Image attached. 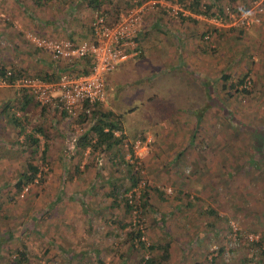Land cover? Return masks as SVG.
I'll use <instances>...</instances> for the list:
<instances>
[{
	"label": "rangeland",
	"instance_id": "obj_1",
	"mask_svg": "<svg viewBox=\"0 0 264 264\" xmlns=\"http://www.w3.org/2000/svg\"><path fill=\"white\" fill-rule=\"evenodd\" d=\"M100 1L95 9L89 0H0V69L42 79L70 72L31 38L86 42L97 12L115 23L132 0ZM165 1L170 7L156 6L143 19L149 50L104 76L101 109L118 118L123 147L81 149L91 116L69 117L33 99L22 109L18 92L0 83V264H17L23 246L28 264H145L150 257L155 264H264V159L254 144L264 155L255 135L264 131V13L259 24L232 25ZM199 1L215 16L217 7L237 17L264 10V0ZM179 33L191 37L176 54L153 50L173 49ZM32 134L37 145L27 139ZM146 137L147 151L134 153ZM122 161L140 171L143 187L161 191L151 192V206L131 199ZM26 162L39 173L18 189ZM137 232L145 249L133 239ZM163 242L171 246L165 262L147 249Z\"/></svg>",
	"mask_w": 264,
	"mask_h": 264
},
{
	"label": "built area",
	"instance_id": "obj_2",
	"mask_svg": "<svg viewBox=\"0 0 264 264\" xmlns=\"http://www.w3.org/2000/svg\"><path fill=\"white\" fill-rule=\"evenodd\" d=\"M159 5L170 7L165 0H132L131 7L121 13L115 23L110 22L103 12H97L91 25V38L86 42L32 37L36 48L46 51L54 62H67L70 72L57 71L56 80L47 82L36 76L18 75L14 78L13 71L7 70L2 84L18 92L25 89L36 104L47 110L69 117L78 111L89 114L96 105L106 102L104 76L118 64L140 56L141 49L135 40L142 33L145 15ZM230 18L232 25L237 22L249 25V20L253 24L260 23V19L249 17V12L240 17L230 15ZM204 39L208 40L207 37ZM86 58L91 59V66L88 73L82 75L77 63ZM150 142L149 137L139 140L132 150L136 154L137 151H147Z\"/></svg>",
	"mask_w": 264,
	"mask_h": 264
},
{
	"label": "trees",
	"instance_id": "obj_3",
	"mask_svg": "<svg viewBox=\"0 0 264 264\" xmlns=\"http://www.w3.org/2000/svg\"><path fill=\"white\" fill-rule=\"evenodd\" d=\"M173 1V0H171ZM183 7L186 8V10H189L191 12H194L195 14L198 15H202L205 16L207 18H211V19H216L217 22H231V18L229 15L233 14L234 12H237V10L235 9H227V11H223L222 8L217 7V13L216 16L214 13H212V8L209 5L200 7L202 5H200V1L199 0H193L192 2L189 3V5L186 6V0H177ZM89 4L95 8V9H99L102 2L100 0H89ZM200 5V6H199ZM261 8V7H260ZM262 13H264V10L261 8L257 13H253L250 15V17L252 18H256V19H260V16L262 15ZM261 21V20H260ZM214 30L216 32L217 28L213 27ZM230 31H235L234 28H230ZM141 36V34H140ZM211 36V32L210 31H205V33L203 34V39L205 37H207V39L209 40ZM138 45H139V49H141V54L139 57L143 56L144 54V46H142L141 43V39L140 37L137 38L135 40ZM136 59V58H135ZM133 60V59H132ZM77 66L80 68L82 75H86L88 73V69L91 66V59H83L81 61H79L77 63ZM7 69H0V83H2V79L4 80V76L6 73ZM14 73V78L18 75H22V76H29V77H33L32 75L29 74H24V73H20V72H16L14 70H11ZM79 72V71H78ZM13 79V78H11ZM10 80V79H9ZM43 80L50 82V81H54L56 80V77H54L53 79H49L47 77L43 78ZM14 89V88H13ZM14 91L17 93L18 91L16 89H14ZM18 95L20 96L18 99V102L22 105V109H25L24 106L26 107L32 100V97L28 94V92L23 89L21 90V92H18ZM17 101V99H15ZM17 103V102H16ZM18 103V104H19ZM8 108V109H6ZM3 109V110H2ZM11 109V107L8 105V103H6V105H4V108H1L2 111H5V114ZM192 110H190L191 112ZM15 116V115H14ZM11 116L9 121L12 122L14 124L15 127L20 129V133L24 131V127L22 126L21 122L19 121V119H17L16 117ZM86 116H91L92 119L94 120V123L89 127V129L87 130V132L84 134V136L78 140V146L81 147V149H86L88 147V145L93 148L95 150V148H120L123 147V141L126 139V137L124 135H121L120 137H115L114 132L120 129V122L118 120V118L116 116H114V114L111 111H107L104 112L101 109V105H96L93 110L90 111L89 114H85L83 113V116L81 118H86ZM10 123V124H12ZM33 135V136H32ZM29 135L27 139H29V143L31 145L38 144V140L35 138V135L32 134ZM257 136V138L259 137V139H261V137L264 140V131L261 134H255ZM93 141H95L93 143ZM255 144V148L257 152V155L260 157H262V159H264V155L262 154V152H260L262 150V146L257 144V140L256 142L254 141ZM30 145V146H31ZM260 150V151H259ZM38 152L37 148H34L32 150V154H36ZM43 154H45V151H43ZM123 164L126 165V167H128V172H129V180L131 182V194L133 196V201L136 202L134 199L137 197L140 202H142V206H151L149 204V197L152 191L158 192L160 190H158L157 188H150L149 186H142L143 181L140 179V171L137 172L135 171V166L134 164H129V162L126 161H122ZM26 168H27V172L23 173L20 178L19 181L17 183L18 189H20L21 187H23L24 185H28L30 183H33L36 176L38 175L39 171L36 167L32 166L31 163H27L26 162ZM30 172V174H28ZM161 192V191H160ZM116 190H113L112 193H109V197H114V202L116 200ZM126 208L128 210H132V205L129 204V201H126ZM206 215H215L214 211H212L211 209L207 210V212H205ZM134 235V234H133ZM141 233L137 232L134 236L133 239H137V244L141 246V248L145 249V243L143 241H141ZM260 244H262L264 242V235L261 237L260 239ZM261 246V245H260ZM148 250H150V252L153 251H157V255H160V261L162 260L163 262L167 261L169 259L170 256V243L168 242H163L162 244H158V245H151L149 247H147ZM18 259L16 260L17 264H28V255L26 253V249L25 246H23V249L19 251L18 254ZM144 260V259H143ZM142 260V261H143ZM157 262V260H155V258L150 257L149 259H147L145 261V264H155Z\"/></svg>",
	"mask_w": 264,
	"mask_h": 264
},
{
	"label": "crops",
	"instance_id": "obj_4",
	"mask_svg": "<svg viewBox=\"0 0 264 264\" xmlns=\"http://www.w3.org/2000/svg\"><path fill=\"white\" fill-rule=\"evenodd\" d=\"M147 28L148 27L146 26V29H144V33L148 31ZM144 33H143V35L141 34L142 36H140V39H141V37L144 36ZM189 34H191V33H188V35H186V33L183 34V35H181V33H179L178 36L181 35V37H180L181 39L178 38V37L176 38V40H175L176 42L174 43L175 46L173 47V49H164L163 47H161V49H160V47H158L157 49H153V50H155L158 53V55H162V54H170V55L171 54H176V50H178V49H174V48H180V46L178 45L179 41L183 40L182 38H184V37H186V38H187V36L191 37ZM191 48H192L191 44L188 46V48L185 45L184 49H182L183 53H187V55H188L189 53L193 52V50ZM144 50H149V49H147V47H145ZM167 57H169V56H167ZM161 58H163V57H161ZM173 67H174V65L171 66V69ZM176 69H178V71H183L185 69L184 68V64H182V62H181L180 64L177 65ZM173 70H175V68H173ZM174 72H177V71H174Z\"/></svg>",
	"mask_w": 264,
	"mask_h": 264
},
{
	"label": "clouds",
	"instance_id": "obj_5",
	"mask_svg": "<svg viewBox=\"0 0 264 264\" xmlns=\"http://www.w3.org/2000/svg\"><path fill=\"white\" fill-rule=\"evenodd\" d=\"M55 77H56V75H55ZM42 79V78H41Z\"/></svg>",
	"mask_w": 264,
	"mask_h": 264
}]
</instances>
